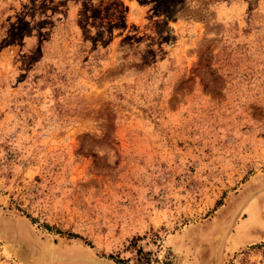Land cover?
Masks as SVG:
<instances>
[{
  "label": "rangeland",
  "instance_id": "obj_1",
  "mask_svg": "<svg viewBox=\"0 0 264 264\" xmlns=\"http://www.w3.org/2000/svg\"><path fill=\"white\" fill-rule=\"evenodd\" d=\"M0 264H264V0H0Z\"/></svg>",
  "mask_w": 264,
  "mask_h": 264
}]
</instances>
